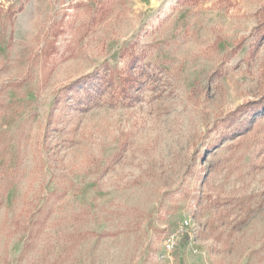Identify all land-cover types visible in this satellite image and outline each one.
I'll list each match as a JSON object with an SVG mask.
<instances>
[{
	"label": "rangeland",
	"instance_id": "1",
	"mask_svg": "<svg viewBox=\"0 0 264 264\" xmlns=\"http://www.w3.org/2000/svg\"><path fill=\"white\" fill-rule=\"evenodd\" d=\"M0 264H264V0H0Z\"/></svg>",
	"mask_w": 264,
	"mask_h": 264
},
{
	"label": "trees",
	"instance_id": "2",
	"mask_svg": "<svg viewBox=\"0 0 264 264\" xmlns=\"http://www.w3.org/2000/svg\"><path fill=\"white\" fill-rule=\"evenodd\" d=\"M88 78L89 79L85 82L84 80H82L78 83L72 84L69 88H65V96L61 98L60 102L72 103L71 105H74L76 109L85 111L86 109H90L95 103H97L103 97L104 93L106 92V89L111 87L113 83L111 81V78H105L103 76H100L99 74ZM136 85H138L137 82H131V84H129V87L131 86V89H133V87H136ZM81 91L84 92V95L82 97H77L76 94H78L79 92L81 93ZM71 93H74V95H72ZM137 93H139V91L136 93L134 91L131 95L130 99L132 102L137 99ZM82 106H85L87 108H82ZM249 107L250 104L244 105L240 107L235 112V114L240 113L241 115H245V113L248 112ZM261 110V108L254 109L250 116L253 117L257 114H261Z\"/></svg>",
	"mask_w": 264,
	"mask_h": 264
},
{
	"label": "built area",
	"instance_id": "3",
	"mask_svg": "<svg viewBox=\"0 0 264 264\" xmlns=\"http://www.w3.org/2000/svg\"><path fill=\"white\" fill-rule=\"evenodd\" d=\"M174 246H175V241L173 240H169L166 244V250L168 252H172L174 250Z\"/></svg>",
	"mask_w": 264,
	"mask_h": 264
}]
</instances>
